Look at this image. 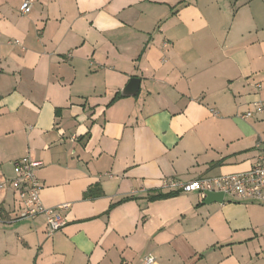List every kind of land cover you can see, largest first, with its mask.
<instances>
[{
	"label": "crops",
	"instance_id": "1",
	"mask_svg": "<svg viewBox=\"0 0 264 264\" xmlns=\"http://www.w3.org/2000/svg\"><path fill=\"white\" fill-rule=\"evenodd\" d=\"M257 101L264 0H0V183L42 162L41 201L66 221L49 237L1 188L0 264H264V204L150 200L252 169Z\"/></svg>",
	"mask_w": 264,
	"mask_h": 264
},
{
	"label": "built area",
	"instance_id": "2",
	"mask_svg": "<svg viewBox=\"0 0 264 264\" xmlns=\"http://www.w3.org/2000/svg\"><path fill=\"white\" fill-rule=\"evenodd\" d=\"M31 11V3L25 1L21 12L27 14ZM260 88V85H257ZM264 116V101L254 103L252 110L244 113V120L258 119ZM15 177L0 183V189L10 186L18 195L22 205L23 219H35L44 215L47 219V234L52 237L66 225L65 219L56 210L46 208L40 197L42 184L36 175V171L43 167V163L30 157H25L14 162ZM163 188L175 193L197 192L203 198L209 193H223L236 201H251L264 204V157H259L252 169L245 173L224 175L217 178H202L191 182H183L176 179L163 181ZM144 264H154L155 259L147 256Z\"/></svg>",
	"mask_w": 264,
	"mask_h": 264
},
{
	"label": "water",
	"instance_id": "3",
	"mask_svg": "<svg viewBox=\"0 0 264 264\" xmlns=\"http://www.w3.org/2000/svg\"><path fill=\"white\" fill-rule=\"evenodd\" d=\"M140 89V80L137 78H133L130 80L129 84L125 87L122 91V94L128 97H134L138 94ZM224 201V194L223 193H209L207 195L205 203H222Z\"/></svg>",
	"mask_w": 264,
	"mask_h": 264
},
{
	"label": "trees",
	"instance_id": "4",
	"mask_svg": "<svg viewBox=\"0 0 264 264\" xmlns=\"http://www.w3.org/2000/svg\"><path fill=\"white\" fill-rule=\"evenodd\" d=\"M122 95L120 94L119 96L115 97V99H118L119 97H121ZM114 99V100H115ZM94 192L89 191L86 193L87 196H91ZM179 193H175V192H171L169 194H159L155 197H152L150 200H160V199H165V198H170V197H174L176 195H178ZM130 200V199H128Z\"/></svg>",
	"mask_w": 264,
	"mask_h": 264
},
{
	"label": "rangeland",
	"instance_id": "5",
	"mask_svg": "<svg viewBox=\"0 0 264 264\" xmlns=\"http://www.w3.org/2000/svg\"><path fill=\"white\" fill-rule=\"evenodd\" d=\"M14 199H15V200H13V202H15L16 207H17V210H20V206H21V201H20V199L18 198L17 195H15V198H14ZM0 236H1V233H0Z\"/></svg>",
	"mask_w": 264,
	"mask_h": 264
}]
</instances>
